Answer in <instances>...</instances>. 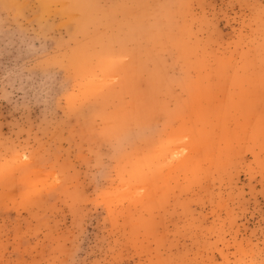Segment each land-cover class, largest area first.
Wrapping results in <instances>:
<instances>
[{"label": "rangeland", "instance_id": "1", "mask_svg": "<svg viewBox=\"0 0 264 264\" xmlns=\"http://www.w3.org/2000/svg\"><path fill=\"white\" fill-rule=\"evenodd\" d=\"M0 264H264V0H0Z\"/></svg>", "mask_w": 264, "mask_h": 264}]
</instances>
